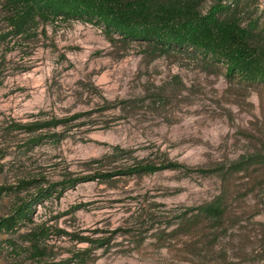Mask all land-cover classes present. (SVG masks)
I'll list each match as a JSON object with an SVG mask.
<instances>
[{
	"label": "rangeland",
	"instance_id": "obj_1",
	"mask_svg": "<svg viewBox=\"0 0 264 264\" xmlns=\"http://www.w3.org/2000/svg\"><path fill=\"white\" fill-rule=\"evenodd\" d=\"M250 2L252 17H264V0ZM4 16L0 9V27ZM144 48L112 42L81 19L1 46L0 185L113 172L38 205L34 222L50 227L56 264H264V162L232 170L251 154L264 157V83ZM53 119L65 121L8 130ZM137 163L162 167L120 173ZM217 195L220 216L198 211ZM11 200L0 198V216ZM0 241V264H17L8 237Z\"/></svg>",
	"mask_w": 264,
	"mask_h": 264
},
{
	"label": "trees",
	"instance_id": "obj_2",
	"mask_svg": "<svg viewBox=\"0 0 264 264\" xmlns=\"http://www.w3.org/2000/svg\"><path fill=\"white\" fill-rule=\"evenodd\" d=\"M0 9L5 15L0 27V47L16 40L36 39L40 27L49 22L81 19L101 26L112 42L139 43L151 56L181 52L207 65L222 66L230 80L247 86L264 83V17H252L254 10L250 0H0ZM61 121L65 120L10 124L8 130L24 128L36 132ZM39 141L40 136H35L29 144ZM260 162H264L262 154H251L235 163L232 170L246 169ZM161 167L154 163H137L120 173L147 174ZM167 167H176V164ZM112 175L113 172L85 176L65 174L57 182L30 176L15 184L0 185V198L5 194L12 196L7 212L0 216V235L8 237L17 264L25 259L37 264H56L46 241L50 227L34 222L40 203L82 181L109 179ZM198 211L220 216L224 200L220 195L214 196L199 206ZM103 244L104 240L97 245Z\"/></svg>",
	"mask_w": 264,
	"mask_h": 264
}]
</instances>
